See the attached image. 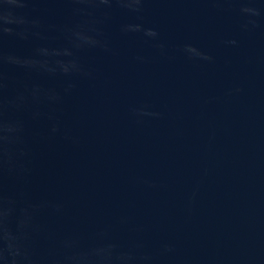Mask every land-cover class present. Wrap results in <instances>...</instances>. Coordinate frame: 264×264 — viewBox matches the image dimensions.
<instances>
[{
  "label": "water",
  "instance_id": "95a60500",
  "mask_svg": "<svg viewBox=\"0 0 264 264\" xmlns=\"http://www.w3.org/2000/svg\"><path fill=\"white\" fill-rule=\"evenodd\" d=\"M0 264H264V0H0Z\"/></svg>",
  "mask_w": 264,
  "mask_h": 264
}]
</instances>
